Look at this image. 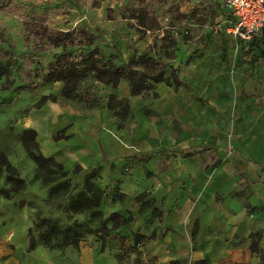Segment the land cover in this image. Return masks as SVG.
<instances>
[{"label": "crops", "instance_id": "1", "mask_svg": "<svg viewBox=\"0 0 264 264\" xmlns=\"http://www.w3.org/2000/svg\"><path fill=\"white\" fill-rule=\"evenodd\" d=\"M230 23L204 40L176 43L167 60L176 86L147 79L146 90L131 96L127 81L113 86L87 72L70 98L61 93L64 81L35 89V101L45 100L21 124L35 132L39 153L79 188L93 176L104 219H130L105 238L102 259L132 250L142 264L258 261L251 238L260 233L257 249H264V50L236 41L225 31ZM111 97L128 101L125 120L110 109ZM59 131L64 137L54 140ZM33 176L23 177L27 186ZM40 182L23 194L28 230L38 206L49 211L50 187L38 191Z\"/></svg>", "mask_w": 264, "mask_h": 264}, {"label": "rangeland", "instance_id": "2", "mask_svg": "<svg viewBox=\"0 0 264 264\" xmlns=\"http://www.w3.org/2000/svg\"><path fill=\"white\" fill-rule=\"evenodd\" d=\"M231 21L221 0H0V49L6 53L2 61H12L9 70L0 76V152L14 169L20 170L17 171L20 179L29 178L30 174L35 178L31 170L34 162L20 143L22 118L32 107L43 103L35 101V89L46 82V66L63 47L73 53L76 61L82 52H89L113 67L130 63L135 70L142 72L143 67L137 63L140 56L155 53L157 58L160 53L172 52L160 48L163 37L171 36L176 43L194 38L204 40L213 27L219 29ZM47 28L65 34L61 45L56 48L43 45L37 34ZM261 54L264 55V51ZM60 133L59 137L63 138V132ZM6 177L1 168L0 264H142L132 250L131 253H114L116 261L102 259L105 248L95 233L98 231L95 221L89 222L93 233L78 243L85 244V247L77 258L71 255L73 247L70 246L61 257H55L60 250L46 249L39 244L28 251L26 231L30 206L23 194L32 191L31 182L36 179H32L28 186L24 183L22 190L14 192L7 185ZM40 185L38 191L46 188L42 182ZM67 203L63 199L60 203L49 204V211L37 207L29 227L34 239H38L35 226L39 219L53 213L55 216L50 218L59 219L63 225L74 220L85 222L86 216L82 214L67 216ZM260 238V233L251 238V252L258 258L254 264H264V249H257Z\"/></svg>", "mask_w": 264, "mask_h": 264}, {"label": "trees", "instance_id": "3", "mask_svg": "<svg viewBox=\"0 0 264 264\" xmlns=\"http://www.w3.org/2000/svg\"><path fill=\"white\" fill-rule=\"evenodd\" d=\"M39 39L43 40V45L46 48H56L64 41L62 36L65 34L58 30L46 29L44 32L38 33ZM256 43L264 50V38H254L249 41L248 45L252 42ZM161 49H171L172 52L160 53L156 59L143 55L137 59V63L143 67L142 72L135 70L130 63H122L116 67L111 66L103 60H99L95 55L89 52H82L78 56V61L73 59V53L67 51L63 47L61 52L54 57L53 61L46 66L45 81L52 83L57 81H64L67 83L62 89V95L65 98H70L74 91L76 79L82 74L90 72L98 82L105 84H112L116 86L119 80H125L129 83L130 94L139 95L147 88L146 80L150 79L154 82H165L168 85L178 84L175 79L174 70L170 68L167 60L173 56V48L176 41L171 37L162 38ZM6 57L5 51L0 49V76L4 75L12 65V61L2 58ZM170 68V74L165 75V70ZM45 98L41 99V103ZM119 107L115 112V116L119 117L120 121L128 117V101L115 100L113 97L109 100V107ZM61 133L54 137V140L59 139ZM20 143L22 144L27 156L31 158L35 164V179L41 180L46 186H49L46 202L49 204L60 203L63 199L67 200L65 212L67 216L73 217L79 214L86 216L85 222L81 223L77 220L68 225H63L59 219L50 217L39 219V224L36 225L38 232V239L32 237V232L29 229L27 232L28 251L35 248L37 244L50 250L62 249L66 247L77 248L78 243L86 236L91 235L93 230L89 228V222L95 221L97 224V232L102 248L104 247V239L106 236L117 227L127 224L130 219H124L118 215L110 214L106 219L103 218L99 211V206L103 197V191L92 182V175L84 178L81 188L76 184L72 185L68 179V172L62 169V166L56 163L52 158L43 157L38 150V144L35 141V132L31 129L25 130L20 135ZM3 168L7 174L6 182L10 186V190L16 192L24 187V181L18 177L16 169H14L6 156L0 152V170ZM75 172V170H74ZM138 200H141L138 197ZM107 222H111V227L107 228ZM253 248V247H252ZM173 264H177L173 262ZM196 264H206L205 261L196 262Z\"/></svg>", "mask_w": 264, "mask_h": 264}, {"label": "built area", "instance_id": "4", "mask_svg": "<svg viewBox=\"0 0 264 264\" xmlns=\"http://www.w3.org/2000/svg\"><path fill=\"white\" fill-rule=\"evenodd\" d=\"M232 19L225 29L232 37L247 44L254 38H264V0H221ZM218 32V27H213Z\"/></svg>", "mask_w": 264, "mask_h": 264}]
</instances>
